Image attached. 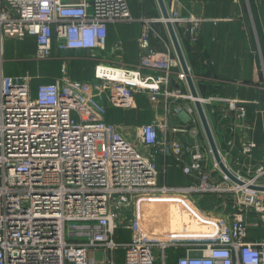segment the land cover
<instances>
[{
    "label": "built area",
    "instance_id": "2783aa9c",
    "mask_svg": "<svg viewBox=\"0 0 264 264\" xmlns=\"http://www.w3.org/2000/svg\"><path fill=\"white\" fill-rule=\"evenodd\" d=\"M180 6L181 0H169L168 20L174 28L187 24L185 32L196 40L207 19L182 15ZM137 20L127 0H0V264H170L168 248L178 253L174 264H264V240L249 239L246 222L251 209L264 217L263 192L248 188L264 185L263 166L246 176L237 159L228 165L234 146L229 142L230 149L218 152L243 185L217 164L221 175L203 172L187 185L161 184L164 170L156 155L173 157L190 175L203 169L199 150L194 147L185 162L182 142L168 139L166 120L143 123L126 135L107 119L108 107L130 109L136 94L166 109L172 99L192 98L169 87L178 59L155 28L167 19L141 18L136 65L100 62L92 80L72 79L63 67L61 76L33 91L28 74L2 70L5 39H33L31 59L38 66L54 50L103 51L110 25ZM152 38L164 49L154 48ZM199 99L226 103L240 152L251 157L255 141L240 137L248 101ZM187 131L171 128V133ZM209 192L232 194L234 211H207L191 198ZM179 196L188 200L187 225L163 234L142 225L143 204ZM118 229H125L129 240L116 241Z\"/></svg>",
    "mask_w": 264,
    "mask_h": 264
},
{
    "label": "crops",
    "instance_id": "0c3cea01",
    "mask_svg": "<svg viewBox=\"0 0 264 264\" xmlns=\"http://www.w3.org/2000/svg\"><path fill=\"white\" fill-rule=\"evenodd\" d=\"M127 1L132 16L138 20L132 23L110 25L108 37L110 36L112 41H117L121 45L124 44L126 49L130 46L135 47L133 57L136 58L134 60H128L126 57L124 62L113 63L133 66L138 61L137 38L142 29V21L139 20L158 18L161 16V11L157 0ZM164 3L168 6L169 0H164ZM179 12L182 15L189 12L207 19L201 23L196 40H191L185 32L187 24L180 23L175 26L198 97H228L248 101L247 125L240 137L243 140L255 141L256 148L251 157L244 156L240 152V140L234 130L233 117L227 110L226 103L212 100L209 103L201 102V104L217 149L224 152L230 149L229 142L234 144L226 160L228 165L233 167L237 159L243 174L253 176L258 167H264V0H181ZM155 28L164 39L170 41L166 26L155 24ZM15 41L16 46H19L14 53L9 49L8 39L4 40L2 57L33 56L36 48L33 39ZM151 44L156 49H164V45L157 38H152ZM170 45L172 47L171 41ZM65 52L82 53L86 51L66 50ZM173 52L175 53L174 49ZM175 67L172 69L169 87L191 95L181 67L178 70ZM144 101L150 104L144 116L136 118L135 113L124 112L121 108L108 107V121L118 125L126 135H129L133 128L142 124L140 123L142 119L161 122L166 120L168 139H178L182 142L185 162L189 161L190 152L194 147L203 156V169L189 175L184 173L183 166L175 163L173 157L164 159L161 154L156 155L159 168L164 170L160 172L161 184L187 185L194 181L197 182L199 175L203 172L221 175L216 168L217 163L193 98L172 99L166 109L163 104L152 105L145 95L136 94L132 108L143 109ZM252 124L254 130L250 129ZM181 126H186L188 131L171 133V128ZM186 134L190 135L192 143L187 141ZM259 182L264 184V175ZM191 198L207 211H218L222 214H231L234 211L232 194L209 192L200 196L191 195ZM156 210L154 209V212ZM171 211L176 213L172 216V221H177L178 226H184L188 222L184 214L173 208L169 209L167 217ZM246 222L248 238L264 240V217L251 209ZM122 235L125 240H129L128 232ZM174 261L171 264H174Z\"/></svg>",
    "mask_w": 264,
    "mask_h": 264
},
{
    "label": "rangeland",
    "instance_id": "374dc122",
    "mask_svg": "<svg viewBox=\"0 0 264 264\" xmlns=\"http://www.w3.org/2000/svg\"><path fill=\"white\" fill-rule=\"evenodd\" d=\"M113 39H110V36L108 37V45L103 51H97V52H82V53H67V52H58L54 51L52 56L49 57L47 60L41 62L38 66H36L31 59V57H22L19 56V52L17 55L19 57H1L2 58V70L5 74L7 75H26L28 74L30 78V86L33 91H35V88L42 83H49L51 82L52 78L62 74V68L65 67V70L69 77L72 79L76 80H92V73L94 71V67L100 63H116L119 61H123L128 57V60H134L136 57H133L135 54V47L130 46L126 47L120 44L121 49L116 48L118 42L117 41H112ZM9 41V49L12 52H16L17 47L16 46V41L8 39ZM20 42V41H18ZM29 46V45H28ZM173 47V46H172ZM126 50H128L126 52ZM28 54V53H26ZM127 54V55H126ZM138 55V53H137ZM58 59V60H55ZM187 60V58H186ZM114 61V62H113ZM126 61V60H125ZM127 62V61H126ZM176 70L180 69L179 62L177 66L175 67ZM145 103V101H144ZM147 103V102H146ZM144 104L143 109H138V107H134L128 110L123 109V111L127 113H135V117L139 118L140 116H144L146 112H148V109L150 107V104L147 103L148 105ZM153 114L152 108H150ZM152 122L149 120L142 119L140 123H148ZM139 124V123H138ZM176 202V203H171ZM185 202H188V200L185 197H180L177 199H168V201L163 204L159 203L157 204L160 207V211L162 210V213L160 214L162 220L164 223H166V212L168 209V206L173 207L176 211L179 213L181 212L182 214L185 215L187 218V221H190V217L188 214V210L185 208ZM145 206V204H143ZM142 206V210L144 212L146 211V207ZM149 208V207H148ZM152 206H150V209ZM141 210V214H142ZM184 210V211H183ZM143 215L142 214V219H143V226L149 229L150 231H156L158 234H163L165 233L166 228L170 230L169 225L168 226H162L159 225V222H157L154 219H151L148 215ZM141 218V217H140ZM188 224V222H186ZM124 224V222H123ZM186 224V225H187ZM159 228V230H158ZM158 230V231H157ZM125 229H118L116 231V236L114 237L116 241L120 240H125V237L122 235L125 233ZM127 233V232H126ZM167 255L169 259V263L171 264L173 260L178 256V253L174 252L172 248L167 249ZM158 264V263H156Z\"/></svg>",
    "mask_w": 264,
    "mask_h": 264
},
{
    "label": "water",
    "instance_id": "95a60500",
    "mask_svg": "<svg viewBox=\"0 0 264 264\" xmlns=\"http://www.w3.org/2000/svg\"><path fill=\"white\" fill-rule=\"evenodd\" d=\"M157 1H158V4H159V7H160L161 16L163 18L167 19L166 22H165V26L167 28L168 35H169L171 44L173 46V49L175 51V55H176V57L178 59V62L180 64V67L182 69V72H183V74L185 76V79L187 81V84L189 86L190 94H191L192 98L194 99V104H195L197 113L199 115V118H200V121L202 123L203 129H204L205 134L207 136V139H208L210 148H211V150L213 152V155H214V158L216 160V163H217L218 167L220 168V170L232 182H234V183H236L238 185H243V181H241L240 179H238L237 177H235L227 169V167L224 165V163L222 162V160L220 158L218 149H217L216 144L214 142V139L212 137V133L210 131V127L208 125V122H207V119H206V116H205V113H204L203 106H202L201 101H200V99L198 97V93H197V91L195 89V86H194V83H193V79H192V76L190 74V71H189V68H188V65H187V62H186L184 53L182 51V47L180 45L178 36L176 34V31H175V28L172 25V23L168 20V12H167V8H166V5L164 3V0H157ZM185 136H186L187 141L189 143H192L193 142V140H192V138L190 137L189 134H186ZM248 188L251 189V190L257 191V192H263L264 193V185H254V186L253 185H249Z\"/></svg>",
    "mask_w": 264,
    "mask_h": 264
},
{
    "label": "bare ground",
    "instance_id": "6f19581e",
    "mask_svg": "<svg viewBox=\"0 0 264 264\" xmlns=\"http://www.w3.org/2000/svg\"><path fill=\"white\" fill-rule=\"evenodd\" d=\"M157 204H159V203H152V204H145V206L144 207H146L147 209H146V211H148L147 212V214H146V212H144L143 210H142V214L143 215H148L151 219H154V220H156L157 222H159V225H161V227L162 226H168L169 225V229L170 230H179V229H181L182 227H184V226H178L177 225V221H172V216L173 215H176V213L174 212V211H171L170 213H169V215H168V217H167V212L169 211V209L171 208H173V207H170L169 208V206H168V209H167V212H166V217H165V219H166V223H164V221L162 220V218H161V216H160V214L162 213V210L160 211V205L158 206ZM150 206H152V208L150 209ZM149 207V208H148ZM154 209H157L156 210V212H154ZM184 211V210H183ZM178 212V211H177ZM163 228V227H162ZM158 230H159V228H158ZM157 230V231H158ZM165 231H169L167 228H166V230Z\"/></svg>",
    "mask_w": 264,
    "mask_h": 264
},
{
    "label": "trees",
    "instance_id": "16d2710c",
    "mask_svg": "<svg viewBox=\"0 0 264 264\" xmlns=\"http://www.w3.org/2000/svg\"><path fill=\"white\" fill-rule=\"evenodd\" d=\"M55 60H58V59H55ZM59 76H60V75H58V76L52 78L51 82H53V81H54L57 77H59Z\"/></svg>",
    "mask_w": 264,
    "mask_h": 264
}]
</instances>
